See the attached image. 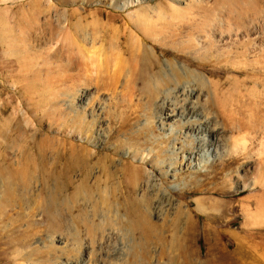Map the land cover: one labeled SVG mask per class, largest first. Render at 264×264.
<instances>
[{"label": "rangeland", "instance_id": "obj_1", "mask_svg": "<svg viewBox=\"0 0 264 264\" xmlns=\"http://www.w3.org/2000/svg\"><path fill=\"white\" fill-rule=\"evenodd\" d=\"M263 143L264 0H0V264H264Z\"/></svg>", "mask_w": 264, "mask_h": 264}, {"label": "bare ground", "instance_id": "obj_2", "mask_svg": "<svg viewBox=\"0 0 264 264\" xmlns=\"http://www.w3.org/2000/svg\"><path fill=\"white\" fill-rule=\"evenodd\" d=\"M133 1H134V2H140L141 0H133ZM91 54H92V53H91ZM93 57H94V56H93ZM163 106H164V105H163ZM173 111H174V110H173ZM170 113H171V112H170ZM173 113H174V112H173ZM172 116H173V114H172ZM210 132H212V131L210 130ZM212 134H213V133H212ZM205 138H206V137H205ZM205 138H204V140L206 141ZM263 144H264V143H263ZM200 146H201V145H200ZM243 149H244V148H243ZM212 153H213V152H212ZM210 154H211V153H210ZM210 154L207 153V157H206V159L203 161V162H204L203 164H205L206 167H207V164H209V163H211V161H213V159L211 160V158H210ZM216 156H218V157L221 158V155H220V154H218V155H216ZM204 158H205V157H204ZM200 162H201V161H200ZM205 162H206L207 164H206ZM201 163H202V162H201ZM201 163H199V164H201ZM203 164H201V165L204 166ZM201 165H200V166H201ZM202 166H201V168H202ZM209 166H210V164H209ZM207 168H208V167H207ZM202 169H205V167L202 168ZM255 178H256V177H255ZM256 179H257V178H256ZM258 183H260V182L257 181V183H256V181L253 180V181L250 183V185H251V186H254V188H255V187H256L255 185H257ZM260 184H261V183H260ZM263 185H264V184H263ZM263 185H261V187H262ZM243 186L245 187L246 185H243ZM259 187H260V186H259ZM257 188H258V187H257ZM252 189H253V188H252ZM260 191H261V190H260ZM263 191H264V190H263ZM262 193L264 194V192H262ZM259 194H260V193H259ZM261 195H262V194H261ZM258 198H259V197H258ZM261 201H262V200H261ZM261 201H260V200L257 201V206H258V208H260V207H259V206H260V205H259V202H260V204L263 203V202L261 203ZM255 209H256V208H255ZM263 209H264V208H263ZM263 209H262V210H263ZM151 226H153V225H151ZM148 229H150V227H149ZM151 229H154V227L151 228ZM155 230H156V229H155ZM155 230H154V231H155ZM150 231H151V230H150ZM143 232H145V231H143ZM143 232H142V233H143ZM162 232H163V231H162ZM151 233H153V232H151ZM156 233H157V232H156ZM156 233H155V234H156ZM131 234H132V233H131ZM157 234H158V233H157ZM162 234H164V233H162ZM153 235H154V234H153ZM145 236H146V235H145ZM160 236H161V235H160ZM155 237H156V236H155ZM162 237H163V235H162ZM153 239H154V238H153ZM156 239H157V238H156ZM159 239H160V238H159ZM164 239H165V238H164ZM150 241H151V240H150ZM155 242H156V241H154V243H155ZM163 242H164V241H163ZM159 243H161V242H159ZM165 244H166V243H164V245H165ZM162 245H163V244H162ZM161 247H162V246H161ZM181 248H182V244L179 243V250H181ZM161 249H162V248H161ZM163 249H164V248H163ZM109 251H110V250H109ZM161 251H162V250H161ZM179 252H180V251H179ZM179 252H178V253H179ZM107 255H108V254H107ZM109 255H110V254H109ZM165 255H166V252H165ZM173 255H174V254H173ZM175 255H176V254H175ZM175 255H174V256H175ZM170 258H171V257H170ZM170 258H169V259H170ZM172 258H173V256H172ZM161 259H162V258H161ZM176 260H177V259H176ZM171 261L173 262V260H171ZM89 263H90V262H89Z\"/></svg>", "mask_w": 264, "mask_h": 264}]
</instances>
